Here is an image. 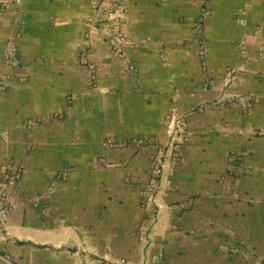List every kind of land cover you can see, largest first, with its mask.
Listing matches in <instances>:
<instances>
[{
  "label": "crops",
  "instance_id": "1",
  "mask_svg": "<svg viewBox=\"0 0 264 264\" xmlns=\"http://www.w3.org/2000/svg\"><path fill=\"white\" fill-rule=\"evenodd\" d=\"M107 1L0 0V70L18 30L23 64L0 84V175H18L0 179V264H264V0H120L123 55ZM172 111L190 132L184 175L157 201L246 211L249 198L252 246H220L202 216L187 234L175 212L146 214Z\"/></svg>",
  "mask_w": 264,
  "mask_h": 264
},
{
  "label": "rangeland",
  "instance_id": "2",
  "mask_svg": "<svg viewBox=\"0 0 264 264\" xmlns=\"http://www.w3.org/2000/svg\"><path fill=\"white\" fill-rule=\"evenodd\" d=\"M97 4H103L106 0H95ZM114 1V0H112ZM108 3L111 2L110 0L107 1ZM5 5L4 1H2V5ZM9 4V3H8ZM16 25L18 28L20 26L24 27L25 21L24 19L20 18L17 19ZM20 33L21 31L18 30V33H15L14 35L8 37L4 43L3 48V61L1 65L0 70V80L4 83L6 80L5 76V69L2 70V67L6 68L8 71H13L14 74L19 72L22 69V62H21V50H20ZM14 41V45L16 48V62L11 63L7 51L9 47V42ZM1 64V63H0ZM8 73H6L7 75ZM165 131L167 135V142L166 145H162V149L159 153H155L150 157V164H151V178L147 185H145L144 192L147 195V200L144 202V209L146 214L151 216L152 218H157L160 214H166L169 215L172 212H175V215H178V223L181 224V230L186 232L187 234H193L196 230L201 228L200 225V216L203 217V224H202V230L204 228L209 229L211 233H217L221 231L222 236V243H218L220 246L226 248L229 247V245L232 244H241V245H249L252 246V200L247 198V201H249V207H246V211H243L242 209H239L240 206H230V205H223V204H216V205H165L161 204L157 201V196L160 193V187L163 184H169L170 181H173L177 176L179 179H183V175L178 174L177 168L181 166V150L182 146L186 143L190 136V132L188 130V124L185 120V116L179 114L177 111L172 113L168 116V118L165 121ZM88 125V124H87ZM90 125H88V128ZM86 142L88 140H85ZM77 145L84 144L82 141H76L74 142ZM140 144H143L144 141H140ZM198 176V174H196ZM227 177L225 175L220 176L218 178V181L220 180H226ZM150 186V188H149ZM149 197V198H148ZM234 199L238 200L242 199L243 194L237 193L234 194ZM241 201V200H240ZM235 202V203H236ZM237 212V215L239 217L240 224H236L239 226L236 228L235 231H232L231 228L234 230L233 224L230 222L232 219L233 214ZM202 214V215H200ZM235 215V214H234ZM197 216V217H196ZM197 218V219H195ZM234 218V216H233ZM179 224V225H180ZM187 224V226H185ZM199 224V225H198ZM206 225V226H205ZM150 226V225H149ZM149 228V227H148ZM243 234L247 235H242ZM251 232V233H250ZM220 234V233H219ZM209 241H211V238H209ZM228 246V247H227ZM230 248V247H229Z\"/></svg>",
  "mask_w": 264,
  "mask_h": 264
},
{
  "label": "built area",
  "instance_id": "3",
  "mask_svg": "<svg viewBox=\"0 0 264 264\" xmlns=\"http://www.w3.org/2000/svg\"><path fill=\"white\" fill-rule=\"evenodd\" d=\"M204 1L205 0H201L202 5ZM109 8H110L109 15L114 25H113V29H111V31L106 33L105 39L113 51H115L119 55H123L124 53L123 48L127 41V38L124 33V26L127 20L128 9L123 3H121L120 0H114V2L111 4ZM7 55L11 63L16 62L17 53H16L14 41L9 42ZM87 61H88L87 57H84L83 62L87 63ZM128 71L131 74H134L136 72V67L133 65H129ZM0 84H3L1 80H0ZM17 176H18L17 174H14L11 177H9L7 173H3L0 175V179L2 181L11 182L14 181V179H16ZM6 217H7V207L4 204V202L0 200V238L2 236V231L4 229ZM3 259L5 258L2 255L1 245H0V260Z\"/></svg>",
  "mask_w": 264,
  "mask_h": 264
}]
</instances>
